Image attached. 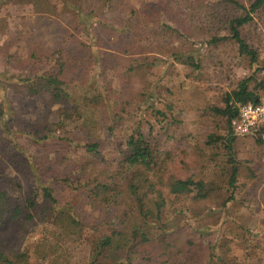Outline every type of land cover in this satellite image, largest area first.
<instances>
[{
  "label": "trees",
  "instance_id": "16d2710c",
  "mask_svg": "<svg viewBox=\"0 0 264 264\" xmlns=\"http://www.w3.org/2000/svg\"><path fill=\"white\" fill-rule=\"evenodd\" d=\"M16 1L34 3L37 12L60 19L66 32L53 46L38 40L23 46L20 33L0 43L3 74L6 68L14 72L5 76L4 90L23 92L31 102L45 95L49 104L60 103L57 120L49 111L41 120L17 127L19 137L32 142L38 152L37 162L29 158L25 143L16 139L8 138L19 152L0 151V181L14 184L23 195V203H14L0 187V236L2 227L21 218L32 223L37 235L23 248L0 238V264H30L33 258L44 264H223L217 253L223 245L214 241L208 223L193 227L184 218L190 215L201 221L208 215L204 204L212 196L224 195L225 208L235 199L242 163L232 122L239 113L237 102L259 101L264 78L244 77L222 105L208 106L212 125L189 158L187 149L174 143L173 123L167 120L175 106L169 95L173 90L150 76L154 67L169 61L190 67L189 75L199 77L201 59L193 50L169 46L164 36L174 34H198L208 45L234 40L250 65L262 69L258 50L244 30L256 17L264 21V0H158L153 7L144 2L138 7L131 0ZM210 11L218 23L223 22L216 31L205 16ZM6 30V19L0 18V34ZM149 37L156 41L154 46H148ZM253 80L256 85L250 88ZM136 81L138 88L133 86ZM163 99L166 110L157 105ZM122 104L152 113L166 130L155 134L153 121L139 116L123 134V142L116 143L119 166L112 172L91 154L101 153L106 142L95 131L114 133L123 122L127 109H119ZM3 115L1 110L0 136L7 142L14 125L3 122ZM68 125L87 133L88 139L64 135ZM248 135L262 141L258 133ZM54 145L66 154L48 157ZM78 149L91 156L68 154ZM11 165L27 166V185L7 177ZM62 191L71 192L64 203ZM80 192L91 208L119 206L121 198L126 206L115 212L113 221L87 220L76 204ZM211 212L216 215L210 223L217 225L220 212Z\"/></svg>",
  "mask_w": 264,
  "mask_h": 264
},
{
  "label": "rangeland",
  "instance_id": "374dc122",
  "mask_svg": "<svg viewBox=\"0 0 264 264\" xmlns=\"http://www.w3.org/2000/svg\"><path fill=\"white\" fill-rule=\"evenodd\" d=\"M157 1L131 0L132 4L138 7H141L143 2L153 7ZM182 4L183 10H186L185 5L187 4L184 2ZM49 15L37 12L34 3L28 1L0 0V18L6 19L7 22V33L0 34V43L7 36L20 33L23 46H26L30 40H38L48 46L55 45L62 34L66 32V29L63 21L51 15L49 17ZM182 16H185V14H182ZM205 16H208L207 22L211 24L212 31H216L217 27H222L223 22L218 23L219 18L214 17L211 11ZM225 32V30H221L220 34H225ZM212 34L214 33L212 32ZM80 36L86 37L84 35ZM244 36L258 50L259 66H264V21L256 17L244 30ZM164 37L169 46L193 50L196 57L201 59L203 65L198 78L189 75L191 73L190 67L178 62L170 63L169 61L161 62L154 67L150 76L156 83L169 86L173 90L169 95L175 106L169 113L167 120L173 123L172 129L176 136L174 143L176 142L180 148L187 149V156L193 158V147L204 142L206 133L212 125L208 106L222 105L225 95L236 88L239 81L244 77L255 74L263 80L264 67L257 70L255 66H251L249 58L239 53V46L234 40L229 39L217 45H208L204 41L206 37H200L198 34H192L191 36L174 34ZM149 38L148 46H154L156 41L153 40V37ZM143 46L144 48L147 47L145 44ZM86 66L91 74H97L94 69L89 67V62H86ZM5 70L7 73L3 74L2 61L0 60V85H3L0 88V111L5 112L2 117L3 122H6V120L11 121L14 127L10 129L9 135L11 137L9 135L5 137L7 142L0 136V151L7 153L19 152L12 146L8 138L16 139L19 143H25L29 158L33 162H37L38 152L32 142L27 144L24 138L19 137L20 133L17 127L41 120L44 114L49 111L50 118L57 120V108L60 103L49 104V97L45 95L35 98L34 102H31L25 93L15 92L11 88L6 92L3 88L5 85L4 78L14 72H10L11 69L7 68ZM256 82V80L251 81L250 88H254ZM133 86L138 88L140 83L136 81ZM131 88L133 90L134 87ZM256 90L261 91V87L256 86ZM165 102L164 99L160 100L157 105L162 110H166ZM50 105L51 107L48 110ZM124 108H126L124 104L119 107V109ZM126 109L124 120L114 133L107 130L95 131L99 138L106 142L100 148L101 153L91 155L101 166L108 167L107 169L112 172L119 166L116 159L119 158L120 152L116 149V145L123 142V134L130 129L139 116L153 121L155 134L162 135L166 130L160 128L162 120L159 121L153 117L152 113L148 114L146 110L142 111L137 105ZM96 116L100 117V113L97 112ZM167 120H163V122ZM219 122L223 123L224 118H219ZM59 131L61 129H56V134H60ZM64 135L71 136L79 141L88 139L87 133L72 127V125L66 127ZM236 145L242 168L235 199L229 201L227 208H225L221 204L224 195L217 198L212 196L204 204L208 215L201 221H195L193 217L187 215L184 222L192 224L193 227H198L200 223H208L213 230L212 238L214 241L223 245V247L217 248L218 256L222 257L223 264H264V138L262 137V141H256L255 137L251 135L238 136ZM55 147V145L50 147L51 152L48 157L54 158L56 155L66 154L64 150L54 149ZM77 152L68 154L77 158L86 153L82 149H78ZM86 155L90 154L86 153ZM25 168L11 165L7 169L6 175L19 184L27 185L30 177L26 175ZM13 185L7 180L5 182L0 181V187L8 191L14 203H23L22 193ZM62 195L64 198H61L62 203L67 199H71V192L62 191ZM76 204H79V208L87 220L97 222L100 219L115 220V212L126 206V202L121 198L118 203L119 206L106 207L100 205L99 208H91L81 192L78 194ZM213 210H219L220 212L221 220L217 225L210 223L216 215L211 212ZM31 224L22 218L13 221L1 228L0 238L14 247L29 246L34 237L37 236ZM187 234L191 236L193 234L192 229L189 228ZM30 264L44 263L33 258Z\"/></svg>",
  "mask_w": 264,
  "mask_h": 264
},
{
  "label": "built area",
  "instance_id": "2783aa9c",
  "mask_svg": "<svg viewBox=\"0 0 264 264\" xmlns=\"http://www.w3.org/2000/svg\"><path fill=\"white\" fill-rule=\"evenodd\" d=\"M238 116L232 122L233 132L238 136L258 133L264 138V90L259 101L237 102Z\"/></svg>",
  "mask_w": 264,
  "mask_h": 264
}]
</instances>
